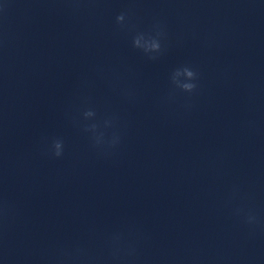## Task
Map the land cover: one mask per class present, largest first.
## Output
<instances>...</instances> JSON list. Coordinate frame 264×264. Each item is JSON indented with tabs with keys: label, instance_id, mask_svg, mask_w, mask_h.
<instances>
[{
	"label": "clouds",
	"instance_id": "clouds-1",
	"mask_svg": "<svg viewBox=\"0 0 264 264\" xmlns=\"http://www.w3.org/2000/svg\"><path fill=\"white\" fill-rule=\"evenodd\" d=\"M71 7L74 11H79L83 0H70ZM7 12V3L0 6V13ZM116 24L122 30H131L132 25L128 13L122 12L115 18ZM168 40V32L164 26L159 22L153 25L149 32H137L132 38V47L142 51V53L151 60L157 59L158 54L162 51V45ZM7 46V39H0V48ZM199 73L191 65H182L173 70L171 75V83L175 90H179L182 93L191 96L197 92L198 89ZM190 107V106H189ZM95 112L88 110L84 113L86 118L93 117ZM95 128V125L92 126ZM120 142L119 137H114L110 142V147H115ZM96 145L100 144V140H96ZM64 146L62 140H54L49 148L46 150V155L53 158H60L63 155ZM235 214L242 216L244 223L250 228H255L259 223L256 215L246 211L243 208L235 210ZM12 216V211L7 201L0 205V226L6 228L7 224ZM135 257V249L131 246L125 248L122 244V237L120 235H114L112 238V260L115 264H121V261L128 258Z\"/></svg>",
	"mask_w": 264,
	"mask_h": 264
}]
</instances>
